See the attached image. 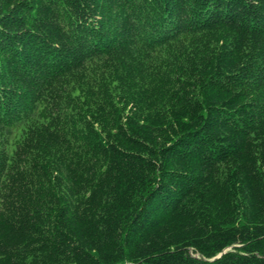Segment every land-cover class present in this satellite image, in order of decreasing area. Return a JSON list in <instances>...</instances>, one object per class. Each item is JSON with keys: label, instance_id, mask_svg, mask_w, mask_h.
I'll use <instances>...</instances> for the list:
<instances>
[{"label": "trees", "instance_id": "trees-1", "mask_svg": "<svg viewBox=\"0 0 264 264\" xmlns=\"http://www.w3.org/2000/svg\"><path fill=\"white\" fill-rule=\"evenodd\" d=\"M0 264H264V0H0Z\"/></svg>", "mask_w": 264, "mask_h": 264}, {"label": "bare ground", "instance_id": "bare-ground-1", "mask_svg": "<svg viewBox=\"0 0 264 264\" xmlns=\"http://www.w3.org/2000/svg\"><path fill=\"white\" fill-rule=\"evenodd\" d=\"M250 10H251V9H250ZM233 106H234V105H233ZM222 107H223V106H222ZM231 107H232V106H231ZM234 108H235V107H234ZM223 111H224V110H223ZM218 112H219V111H218ZM223 117H224V116H223ZM226 117H227V116H226ZM224 119H225V118H224ZM64 171H66V170H64ZM76 181H77V180H76ZM62 194H63V193H62ZM62 204H63V203H62ZM45 211H46V210H45ZM126 228H127V227H125V230H126ZM125 230H124V231H125ZM122 234H123V233H122ZM120 236H121V235H120ZM120 238H121V237H120ZM122 238H123V237H122ZM198 250H199V249H198ZM201 253H202V251H201ZM203 253H204V252H203ZM213 255H214V254H213ZM206 256H207V255H206Z\"/></svg>", "mask_w": 264, "mask_h": 264}, {"label": "water", "instance_id": "water-1", "mask_svg": "<svg viewBox=\"0 0 264 264\" xmlns=\"http://www.w3.org/2000/svg\"><path fill=\"white\" fill-rule=\"evenodd\" d=\"M226 252H227V251H225L224 253H226ZM221 256H222V254H221V255H219V256H218V258H219V257H221Z\"/></svg>", "mask_w": 264, "mask_h": 264}]
</instances>
